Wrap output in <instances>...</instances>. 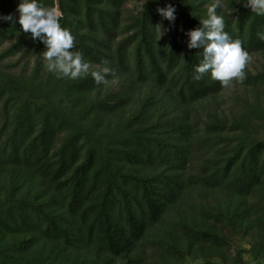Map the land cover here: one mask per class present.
<instances>
[{"label":"trees","instance_id":"obj_1","mask_svg":"<svg viewBox=\"0 0 264 264\" xmlns=\"http://www.w3.org/2000/svg\"><path fill=\"white\" fill-rule=\"evenodd\" d=\"M135 1L43 0L98 84L0 0V264H264V14L218 9L255 60L225 87L186 46L211 0Z\"/></svg>","mask_w":264,"mask_h":264},{"label":"clouds","instance_id":"obj_2","mask_svg":"<svg viewBox=\"0 0 264 264\" xmlns=\"http://www.w3.org/2000/svg\"><path fill=\"white\" fill-rule=\"evenodd\" d=\"M144 3L145 0H141V9ZM243 4L258 15L264 14V0H245ZM226 8L225 0H211L206 8V17L186 33V46L189 49L202 48V58L195 66L193 79L200 80L204 74L209 73L211 78L220 81L225 87L233 80L243 81L244 69L251 60L248 51L241 46V41L225 31L224 13L218 12V9ZM16 10L21 30L44 45L43 57L47 62V71L70 79L90 72V63L84 59L81 51L74 50V37L66 27L61 26V14L56 7L46 6L43 0H18ZM157 11L170 22L175 18L172 4L157 8ZM11 19V15L0 17V20ZM107 63L104 61V66L91 70L98 84L104 83L106 77L115 72Z\"/></svg>","mask_w":264,"mask_h":264},{"label":"rangeland","instance_id":"obj_3","mask_svg":"<svg viewBox=\"0 0 264 264\" xmlns=\"http://www.w3.org/2000/svg\"><path fill=\"white\" fill-rule=\"evenodd\" d=\"M136 3V1L134 2V0H129V6H131V5H134ZM3 46V45H2ZM249 63H252V64H255V60H254V58L253 57H251V60L249 61ZM224 96H225V98L227 97V101L228 102H230L231 101V95H230V90H229V88L228 89H225V91H224Z\"/></svg>","mask_w":264,"mask_h":264}]
</instances>
